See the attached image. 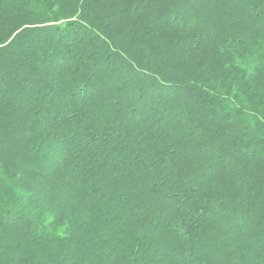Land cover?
Instances as JSON below:
<instances>
[{"label":"trees","instance_id":"trees-1","mask_svg":"<svg viewBox=\"0 0 264 264\" xmlns=\"http://www.w3.org/2000/svg\"><path fill=\"white\" fill-rule=\"evenodd\" d=\"M0 264H264V0H0Z\"/></svg>","mask_w":264,"mask_h":264}]
</instances>
